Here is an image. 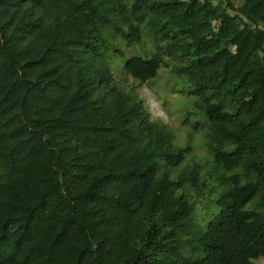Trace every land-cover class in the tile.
Masks as SVG:
<instances>
[{
  "label": "trees",
  "instance_id": "trees-1",
  "mask_svg": "<svg viewBox=\"0 0 264 264\" xmlns=\"http://www.w3.org/2000/svg\"><path fill=\"white\" fill-rule=\"evenodd\" d=\"M172 59L184 119L208 127L210 207L136 92ZM263 257L264 0H0V264Z\"/></svg>",
  "mask_w": 264,
  "mask_h": 264
},
{
  "label": "rangeland",
  "instance_id": "rangeland-1",
  "mask_svg": "<svg viewBox=\"0 0 264 264\" xmlns=\"http://www.w3.org/2000/svg\"><path fill=\"white\" fill-rule=\"evenodd\" d=\"M221 10V8H219ZM146 46H150L146 42ZM119 47L125 52L126 55L131 53L142 52V48L135 46L129 48L124 41H119ZM170 58V57H168ZM117 65L114 67L115 77L125 90H129L135 80L131 76H127L123 71L124 59L116 57ZM169 65L163 67L158 76L150 82L137 87L136 92L143 98L148 106L152 118L161 120L167 126L172 128L175 132V142L178 146H189L191 152L188 154L187 159L182 166L174 169L176 176L183 168L199 163L202 166L200 174L201 186L198 189H191L193 199L196 201L198 209L210 207L213 199L221 190L218 182L212 177V166L214 164L213 157L205 147L206 133L208 129L206 125L198 124V129L193 128V121L190 117L185 118L184 110L188 108L187 104L190 103L191 98L179 91L180 85L177 86L178 80L173 73L176 65L181 64L177 60H170ZM194 162V163H193ZM221 173V171L219 170ZM254 207L249 204L248 207ZM208 220H206L207 223ZM257 264H264V257L257 260Z\"/></svg>",
  "mask_w": 264,
  "mask_h": 264
}]
</instances>
